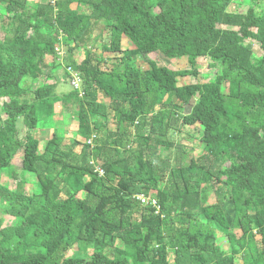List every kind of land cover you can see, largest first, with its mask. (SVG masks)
I'll use <instances>...</instances> for the list:
<instances>
[{
  "label": "trees",
  "instance_id": "obj_1",
  "mask_svg": "<svg viewBox=\"0 0 264 264\" xmlns=\"http://www.w3.org/2000/svg\"><path fill=\"white\" fill-rule=\"evenodd\" d=\"M52 1L0 0V214L14 218L0 221V264H234L239 254L264 264V0ZM99 23L107 69L87 48ZM157 51L185 58L193 79L207 58L211 78L178 85L149 57ZM73 75L76 89L56 93ZM57 103L70 104L80 137L55 134L39 150L33 132L51 128ZM173 121L198 131L196 158L167 141Z\"/></svg>",
  "mask_w": 264,
  "mask_h": 264
},
{
  "label": "rangeland",
  "instance_id": "obj_2",
  "mask_svg": "<svg viewBox=\"0 0 264 264\" xmlns=\"http://www.w3.org/2000/svg\"><path fill=\"white\" fill-rule=\"evenodd\" d=\"M18 1L21 3H24V4L31 5L32 3L47 2L48 0H18ZM230 8L234 9L236 11H239V12H243L246 9V5L244 3L234 1L231 3ZM219 28H221L222 30H231V31L236 30V28L235 29L234 28L228 29L225 27H219ZM0 37H1V35H0ZM94 39H95V42L91 43L87 46V48L91 54V65H99L103 69L110 68L112 66V63H111V61L107 60V59H111L110 55H108L107 53H104L101 50V45L104 43H107L109 40L108 32L102 23H99V25L96 27ZM121 47H122V49H128V48H131L132 46L127 39L123 38L122 42H121ZM252 48H253L254 54L259 55L261 50L259 49L258 45L255 42L252 43ZM83 50H84L83 48H77L72 53H70L68 56L72 57L74 59V61H76L78 63L84 58V51ZM63 52L64 53L66 52V47H63L61 51L58 50L57 60L59 59L60 56H62ZM149 57L151 59H155L160 66H165L166 68H168L172 72L177 73L178 85L188 84V83H192L194 81L204 83L208 79L211 78V75L213 73V69L210 66V61L207 58L202 57V58L197 59L196 68L198 69L199 72H198L197 77L195 79H193L190 76V69L188 67V64H187V61L185 58L168 59V58H165L158 51L150 54ZM136 63L141 69L147 68L146 63L144 61H142L139 57H136ZM69 84L70 83L68 81H65L64 78L62 80V78H61L59 80V83L57 85L55 92L56 93L70 92V90L72 88ZM97 100L100 102L108 103V99L103 98L100 95V93L97 94ZM187 108L188 107H186L184 109V113L188 111ZM50 125H51V123H49V126ZM172 125L176 129L174 128L175 129L174 131L173 130L169 131V133L166 136L167 141L171 142L172 145L173 144L176 145L177 143L182 145V148L184 149V151L186 153V158L184 159L185 161H188L189 157L196 158L197 155H199L200 151H201V148L199 146L200 143L198 140V136H199L198 131H196V129L194 127L178 128L179 131H177L178 124L173 121ZM172 125H171V127H172ZM109 127L112 128L111 123H109ZM17 129L19 132V137H23L25 134V129L21 125L20 120L17 123ZM48 129L49 128H47V126H45V128L43 130L33 132L34 136L39 140V150H42L46 141H51L55 134L57 135L56 136L57 138H60V139L62 138L61 144L66 143L67 141H69L70 139H73L74 137H80L77 135V132H76L77 120H76L75 116H73L71 114L70 104L64 105L62 103H57L55 105V112H54V116L52 118V126H51V129H49V130ZM94 134L96 135V136L94 135L95 138H97L98 136L99 137L101 136L100 133L94 132ZM132 149H133V146H132ZM133 151H130V152L133 153ZM174 152H175V150L172 147L168 151H166L165 154L169 153L171 158H174L173 157ZM21 159H22V156L20 153H18L13 158L12 164L15 167H20ZM167 174H168V171L163 176V181H162L161 186H165L166 181H167ZM26 177H27V182H30V180L34 177V175L31 173H26ZM2 178L5 179V176H3ZM16 185H17V182L8 183V187L12 188V189H14L16 187ZM204 187H205L206 191H208V190H210L211 186H209V184H205ZM31 188H32V186L30 184H27L25 186L24 190H25L26 194L29 192V190ZM212 202H214V196L210 192V194H208L207 203H212ZM133 218L137 219L138 217H137V215H134ZM0 221H1V227L4 228L5 226L10 225L14 221V218L12 216L7 215V214H0ZM174 226L178 228V227H183L185 225H183V223L180 220H176L174 222ZM231 234L234 237H238L240 235V231L236 229V230L231 231ZM220 243L222 244V247L224 249L228 245V243L224 239L221 240ZM253 243L255 244V247L257 249H260V237L257 234L254 235ZM76 250H77V247H76V245H74L71 249H69L65 252V255L68 256V255L74 253ZM171 259H172V257H171ZM233 263L234 264H243V259H242L240 254L236 255ZM211 264H214V263H211Z\"/></svg>",
  "mask_w": 264,
  "mask_h": 264
},
{
  "label": "built area",
  "instance_id": "obj_3",
  "mask_svg": "<svg viewBox=\"0 0 264 264\" xmlns=\"http://www.w3.org/2000/svg\"><path fill=\"white\" fill-rule=\"evenodd\" d=\"M55 50H56V52L58 54V49H55ZM67 70L70 71L69 68H67ZM69 83H70V86L72 87V89H76V87L79 84V80L77 79V77L75 75H73L72 77L69 78ZM138 199L140 200V202H145L146 201L144 199V197H142V196H140Z\"/></svg>",
  "mask_w": 264,
  "mask_h": 264
},
{
  "label": "crops",
  "instance_id": "obj_4",
  "mask_svg": "<svg viewBox=\"0 0 264 264\" xmlns=\"http://www.w3.org/2000/svg\"><path fill=\"white\" fill-rule=\"evenodd\" d=\"M49 129H51V128H49ZM49 129H48V130H49Z\"/></svg>",
  "mask_w": 264,
  "mask_h": 264
}]
</instances>
